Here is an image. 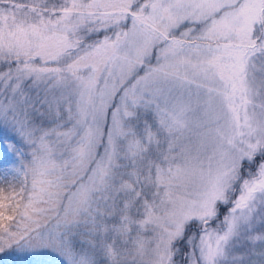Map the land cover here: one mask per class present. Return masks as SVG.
I'll use <instances>...</instances> for the list:
<instances>
[{"label":"snow or ice","instance_id":"1","mask_svg":"<svg viewBox=\"0 0 264 264\" xmlns=\"http://www.w3.org/2000/svg\"><path fill=\"white\" fill-rule=\"evenodd\" d=\"M6 256L264 264V0H0Z\"/></svg>","mask_w":264,"mask_h":264},{"label":"trees","instance_id":"2","mask_svg":"<svg viewBox=\"0 0 264 264\" xmlns=\"http://www.w3.org/2000/svg\"><path fill=\"white\" fill-rule=\"evenodd\" d=\"M4 261H6L7 264H20V258H16L12 263H9L5 258H4ZM0 264H4V262H0Z\"/></svg>","mask_w":264,"mask_h":264},{"label":"rangeland","instance_id":"3","mask_svg":"<svg viewBox=\"0 0 264 264\" xmlns=\"http://www.w3.org/2000/svg\"><path fill=\"white\" fill-rule=\"evenodd\" d=\"M17 257H5V259L9 262L12 263ZM42 259H50L49 257H44Z\"/></svg>","mask_w":264,"mask_h":264}]
</instances>
